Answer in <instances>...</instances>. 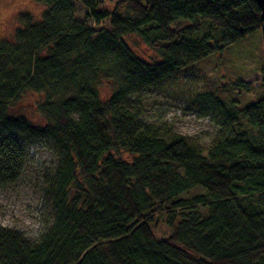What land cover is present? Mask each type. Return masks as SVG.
<instances>
[{
    "label": "trees",
    "instance_id": "16d2710c",
    "mask_svg": "<svg viewBox=\"0 0 264 264\" xmlns=\"http://www.w3.org/2000/svg\"><path fill=\"white\" fill-rule=\"evenodd\" d=\"M35 1L40 17L20 13L14 39H0V186L21 178L25 142L46 141L57 164L43 177L42 234L31 241L0 224V264H264V94L246 105L212 96L208 146L145 121L141 100L179 69L264 34L258 4ZM133 37L158 59L137 55ZM261 74L264 87V65ZM230 87L240 96L253 82ZM28 91L42 97L41 124L11 112Z\"/></svg>",
    "mask_w": 264,
    "mask_h": 264
},
{
    "label": "rangeland",
    "instance_id": "374dc122",
    "mask_svg": "<svg viewBox=\"0 0 264 264\" xmlns=\"http://www.w3.org/2000/svg\"><path fill=\"white\" fill-rule=\"evenodd\" d=\"M118 0H105L103 8L112 10ZM42 7L35 0H0V39H14L22 12L40 17ZM77 16L83 19L86 12L77 4ZM132 50L145 61L153 62L157 54L139 38L127 40ZM264 34L254 31L243 39L230 44L222 51L211 54L197 64L179 69L159 83L145 88L142 101L145 121L156 124L162 130L198 139L208 146L218 128L212 119L216 111L217 96L223 102L236 97L242 105L254 102L264 87L261 84V68L264 65ZM236 79L253 82L250 92L238 96L230 87ZM110 86L104 84L103 96H108ZM12 106V114L25 115L35 124L42 118L37 112L41 95L26 92ZM28 159L21 178L16 183L0 186V224L20 231L28 239L36 240L44 229V175L52 172L57 158L46 141L24 143ZM120 158L132 161L133 155L121 152ZM166 230L155 229L157 237L166 236Z\"/></svg>",
    "mask_w": 264,
    "mask_h": 264
},
{
    "label": "water",
    "instance_id": "95a60500",
    "mask_svg": "<svg viewBox=\"0 0 264 264\" xmlns=\"http://www.w3.org/2000/svg\"><path fill=\"white\" fill-rule=\"evenodd\" d=\"M258 6H259V9L261 11V21L263 22V29H264V0H254Z\"/></svg>",
    "mask_w": 264,
    "mask_h": 264
}]
</instances>
